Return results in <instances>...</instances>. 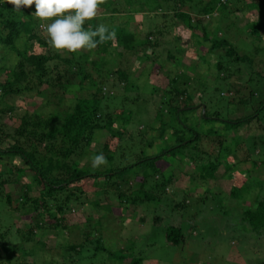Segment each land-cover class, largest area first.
<instances>
[{
  "label": "rangeland",
  "instance_id": "rangeland-1",
  "mask_svg": "<svg viewBox=\"0 0 264 264\" xmlns=\"http://www.w3.org/2000/svg\"><path fill=\"white\" fill-rule=\"evenodd\" d=\"M229 1L234 2L237 8L219 7L201 25L209 37L217 36L215 30H219L218 34L226 31L235 41L240 40L241 49L250 56L252 51L249 47L254 45V41L242 28L249 20L255 21L259 17L260 22L253 24L260 27L263 32L261 39L264 40V0ZM216 2L227 5L226 0H183V9L207 11L208 7H215ZM165 3L166 9L153 12V3L148 2V12L131 14L132 20L130 17H119L123 30L133 31L135 42L132 51L123 52L119 40L113 39L105 54H102L100 46L91 52L75 53V57L79 55L102 61L101 79L116 69L126 72L128 78L127 85L123 86H118L120 82L115 81L116 89L107 82L106 87L111 90L101 91L103 99L100 102V107L110 116L121 112L120 118H115L112 129L122 128L125 135L117 140L105 130L94 132L91 142L81 144L79 149L84 151L85 156L80 162L75 158L73 160L78 166L84 163L91 166L90 157L102 152L104 156L111 157V162L98 168L86 166V170L128 166L162 151L165 144L172 141L169 133L181 129L180 125L192 127L202 135L206 130L212 132L206 138L214 141L217 137L219 148L207 142L193 143V149L176 150L140 167L135 166L120 176L112 175L106 182L99 180L94 185L86 184V194L76 192L78 198L65 204L61 210L60 214L66 221L61 224L63 228H52L46 221L43 222L42 212L38 215L28 210L11 212L0 203V234L9 229L3 235L4 241L11 247L17 245V255L10 264H130L131 260H137L139 264H264V237L254 238L250 232L243 230L246 226L240 223V213L254 206L251 200L255 197L264 200V113L252 124L231 130L218 122L201 119L203 114L210 118L214 113L219 116L218 120L227 121L247 113L234 112L233 104L227 103L226 82H214L212 79L216 58L222 57V50H215L212 55L205 54L209 43L201 41L196 32L197 37L191 38L188 45L175 53V34L180 43L188 34L183 33L186 35L183 36L179 29L172 30L171 1ZM244 4L247 6L243 13L232 14L231 11ZM250 6L252 8L248 10ZM227 10L232 15L225 13ZM223 14L228 16L224 18ZM92 22L102 24L106 21L101 16ZM221 24L227 26L222 29ZM36 32L46 41L40 22ZM14 46L18 51L44 53L42 47L30 45L23 35ZM1 53L5 62H0V67L10 70L16 55L10 51ZM60 56L68 57L66 52ZM248 69L263 72L264 66L256 63L247 68L244 66L230 82L243 83L248 77ZM1 73L0 82H3L5 77ZM182 75L189 80L180 79ZM76 85L77 82L67 88L60 100L49 101L44 109V101L35 95H7L4 100L14 110L10 116H2L0 122L11 131L19 123L23 112L35 111L46 117L53 116L55 124L59 125L77 100L88 99L94 92L90 79L79 87ZM175 88L185 93V102L177 97L173 100L177 111H182L185 103L188 105L185 111L178 112L177 119L168 112L166 103L161 105V93L172 96ZM218 90L223 97L218 96ZM186 97L191 100L188 102ZM126 119L127 123L124 122ZM160 132H163L162 138ZM106 139L110 141L109 151L103 149ZM150 139L151 146H145ZM10 143L7 141L1 147L5 148ZM219 149L224 151L223 160ZM208 162L218 167L208 168ZM22 168V162L17 158L0 159L2 178L10 182L15 180L7 186L13 200L29 183V172L18 173V179L15 177V170ZM141 179L145 182L144 187L142 192H137V183ZM160 183L165 184L164 188ZM91 186L96 191L89 200L90 190H93ZM37 190V186L30 182L29 196L35 197ZM141 194L152 198L144 202L134 199L140 198ZM168 226L181 230L182 236L176 246H169L164 240V229ZM27 228L34 230L32 240L26 244L18 243L17 235ZM7 252V248L0 246V264H5L3 259Z\"/></svg>",
  "mask_w": 264,
  "mask_h": 264
},
{
  "label": "trees",
  "instance_id": "trees-1",
  "mask_svg": "<svg viewBox=\"0 0 264 264\" xmlns=\"http://www.w3.org/2000/svg\"><path fill=\"white\" fill-rule=\"evenodd\" d=\"M167 1H171L172 6L170 10L171 19L173 20L172 30L179 29L178 32L180 31L182 34H188V37H185L182 43H180L179 38L175 34L173 40L175 44V53L180 52L179 49L188 45L191 38L195 39L197 36L194 33L196 32L199 33L201 41L209 43L208 49L204 51L205 54L212 55L215 50H222L223 58L216 56L212 79L214 82H226L227 91L225 94L227 98H229V102L227 101V103L233 104L231 107H233L232 109L234 112L246 111L245 113L248 114L237 119L222 121L217 119L219 116L212 113L210 118H207L205 114H203L201 119L206 122L210 121L223 124V127L228 130L239 128L242 125L248 126L252 124V122L259 120L262 112L264 113V71L257 72L248 69V77L243 83L235 84L230 82L232 77L239 74L241 68H244V66L247 68L248 65L251 66L253 63L264 66V40L261 39L263 32L258 25L253 24L254 22L256 24L260 22L258 19L259 17L255 21L249 20L247 22L248 24L242 28V30L245 29L246 31L243 30L244 33L254 41V45L252 46L254 48L249 47L252 51V55L250 56L246 55L245 51L241 49L240 40L238 42L235 41L233 36L230 37L226 31H222L218 34L219 30H215L217 36L212 35V37H209L205 27L201 25V23L208 20L219 7L223 6V8H228L231 6L237 8L233 4L234 2L230 3L229 0H226L227 5L222 2H216L215 7H208L207 11L204 10L205 12L202 10L197 11L192 8L184 10L183 0H105V3L99 7L97 18L103 17L106 22L102 24L106 25L109 31L115 29L114 32L116 35L114 40H119L123 52H130L135 42L132 34L133 31H124L123 22H121L119 17L123 16L126 18L135 13H147L146 6H148V2L153 3L151 9L153 12L161 11L166 9L165 2ZM206 4L210 6L209 3L206 2ZM158 5H160V7ZM246 6L247 5L244 4L241 8L231 12H233L232 14L236 12L241 14L246 9ZM251 8L252 6L248 7V10ZM34 11L35 6L33 5L28 8H23L20 12H16L13 11L12 5L5 3V0H0V49H2L0 51H7V53H9V51L13 52L17 58L14 66H12L10 70L0 67V73L2 72L1 74L5 77L3 82H0V121L2 116L6 114L10 116L14 110L12 107L8 106L4 100L7 95H35L44 101L45 104L42 106L44 109L49 104V101L54 99L60 100L64 92L67 91V88H70L76 82V87H79L82 83H86L87 80H92L94 92L88 99L77 100L59 125L55 124L56 121L53 116L46 117L35 111L30 113L23 112V115L19 118V123L11 129V131H8L6 126L0 122V159L12 157L22 162L23 168L15 170L16 179H18V173L20 175L24 172L30 173L29 183L23 186L21 194L14 200L7 191V186L12 185L15 180L10 182L9 180L3 179L0 173V203L11 212L28 210L33 215H38L42 212L44 216L43 222L46 221L52 228H60L61 224H64V222L66 223L60 214L61 210L64 208L65 204H70V202L73 203V200L78 198V196L76 197L75 195L76 192L78 194H86L84 192L87 190L86 184L89 183L94 185V183L99 180L106 182L108 179H111L112 175L120 176L135 166L140 167L145 163L155 161L163 155L175 152L176 150L193 149L191 146L193 143L207 142L209 145H216V149L219 148L220 143H217V137H215L214 141L206 138L209 137L212 132L206 130L204 135H202L200 132H196L192 127L188 128L180 125L181 129L173 130L169 133L172 141L165 144L166 146H164L162 151L155 153L151 157H144L133 164L121 168L107 169V167H105L104 170L100 171L94 169L91 171L89 168L86 170V166H91L85 163L78 166L73 158L80 162L82 157L85 156L84 151L79 149L81 144L86 145L91 142L94 132L105 130L110 137H116L117 140L122 139L125 135L122 128L119 130L112 129L114 127L115 118L118 120L121 112H117V115L110 116L100 107V102L103 99L101 91L107 90L108 92L111 90L106 87V83L110 82L113 84L112 88L114 89H116L117 85H127L128 74L116 69L109 74L106 73V77L101 79L103 76L100 72V66L103 64L102 61L91 60L79 55V57H75V53H66L68 57H61L60 55L62 52H57L49 48L46 41L38 36L36 27L39 21L32 15ZM225 13L230 14V10L225 11ZM228 14H223L224 18L228 16ZM130 19L132 20L133 18L130 17ZM229 24V26H231V23ZM97 25H99V23L90 21L86 23L84 27L86 29L90 27L94 30ZM221 25L222 29L223 26H227L226 24ZM22 35L25 36V41L30 43V45L35 44L42 47L44 53L34 54L27 52V50H16L14 46L15 42L19 40ZM186 35L183 34V36ZM110 41L111 40L98 44L102 54L107 52L106 48L110 47ZM75 58H77V60ZM0 62H5L2 53L0 54ZM180 79L184 81L189 80L188 77L183 75L180 76ZM115 81L120 83L114 85ZM175 90H172V96L163 94V92L161 93L163 98L161 105L162 103H166L168 105V112L174 116V119H177L178 112L185 111L188 105L185 103L182 106L183 110L177 111L178 108L173 104V100L177 97L185 102V93L183 90ZM218 96L223 97L220 90H218ZM186 100L189 102L191 98L186 97ZM192 105L193 104L190 103L189 107L192 108ZM238 107L240 108L238 109ZM221 111L223 113V110ZM124 122L127 123V119ZM162 135L163 132H160V138H162ZM6 140L11 141V143L5 148H2L1 145L7 142ZM106 140L107 141L103 144V149L109 151L110 141L109 139ZM151 144L152 140L150 139L146 141L145 146L150 147ZM76 152L78 153L74 157H71ZM223 152H220V155L218 154L220 157L222 156V160ZM94 155L95 154L92 156ZM105 157L107 158V164H109L111 162V157L106 155ZM207 167L215 168L218 167V165L208 162ZM30 182L37 186L38 190L35 197H30L28 194V192H30ZM144 183V180L141 179L137 183L138 189L135 191L142 192ZM164 185V183H160L161 188H164ZM91 187L93 190L89 189L91 192L89 200L96 191L94 186ZM149 198H152V196L141 194L140 198L134 199L144 202ZM251 202L254 205L253 208L247 207V210L240 213V223L246 226L243 230L250 232L251 236L254 238L264 237V200H258L255 197ZM56 204L58 206H55ZM8 231L9 229L4 231L3 234H0V246H4L8 249V252L4 253L5 258L3 259V263L5 264H10L11 260L17 255V251L15 250L17 245L11 247L10 243L4 241L3 235ZM16 232L19 233V231ZM21 232L22 234L17 235L19 238L18 243H29L34 236V230L27 228L25 232ZM163 234L164 240L169 246H176L182 236L181 230L172 226L166 227ZM132 262L133 264H139L137 260H131V263Z\"/></svg>",
  "mask_w": 264,
  "mask_h": 264
},
{
  "label": "clouds",
  "instance_id": "clouds-1",
  "mask_svg": "<svg viewBox=\"0 0 264 264\" xmlns=\"http://www.w3.org/2000/svg\"><path fill=\"white\" fill-rule=\"evenodd\" d=\"M13 11L35 6L32 14L39 22L46 36L49 48L68 54L87 50L91 52L98 44L115 39V32L104 24L93 30L84 25L97 17L100 5L105 0H5ZM91 167L107 164L101 152L90 157Z\"/></svg>",
  "mask_w": 264,
  "mask_h": 264
},
{
  "label": "built area",
  "instance_id": "built-area-1",
  "mask_svg": "<svg viewBox=\"0 0 264 264\" xmlns=\"http://www.w3.org/2000/svg\"><path fill=\"white\" fill-rule=\"evenodd\" d=\"M23 9V7L21 8V10Z\"/></svg>",
  "mask_w": 264,
  "mask_h": 264
}]
</instances>
